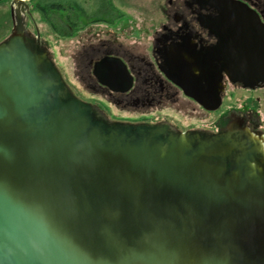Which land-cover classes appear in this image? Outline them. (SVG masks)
I'll return each mask as SVG.
<instances>
[{
    "label": "water",
    "instance_id": "obj_1",
    "mask_svg": "<svg viewBox=\"0 0 264 264\" xmlns=\"http://www.w3.org/2000/svg\"><path fill=\"white\" fill-rule=\"evenodd\" d=\"M0 42V264H264V137L110 121L76 97L10 0ZM207 61L173 50L167 79L206 111L218 85L264 86V23L240 0H204ZM209 62V61H208ZM93 76L125 92L119 59ZM123 83L121 87L114 84Z\"/></svg>",
    "mask_w": 264,
    "mask_h": 264
},
{
    "label": "rangeland",
    "instance_id": "obj_2",
    "mask_svg": "<svg viewBox=\"0 0 264 264\" xmlns=\"http://www.w3.org/2000/svg\"><path fill=\"white\" fill-rule=\"evenodd\" d=\"M25 1L31 13V18L26 17L27 31L35 36L37 29L43 46L72 93L82 101L106 107L110 120L168 119L181 130L196 127L216 132L218 121L223 120L230 111L238 113L246 106L255 111L260 120L259 129L264 132V91H244L230 85L223 95L221 106L210 112H204L198 104L180 97L177 103H166L164 108L154 107L127 114L120 113L105 98L85 86L82 77L88 58L102 51L126 52L151 61L155 34L170 22L176 7L184 0H111L110 6H106L105 0ZM251 1L264 8V0ZM53 3H61L65 11L58 12L48 6ZM10 5V0H0V42L9 36L12 28ZM39 5L46 7V10H39ZM79 8L85 13L84 17H79ZM107 10L111 14L100 17V13ZM96 14L99 17H94ZM59 16L64 25L73 22L77 26L75 31L59 34L48 22L49 19L55 23ZM90 48H94V52Z\"/></svg>",
    "mask_w": 264,
    "mask_h": 264
},
{
    "label": "flooded vegetation",
    "instance_id": "obj_3",
    "mask_svg": "<svg viewBox=\"0 0 264 264\" xmlns=\"http://www.w3.org/2000/svg\"><path fill=\"white\" fill-rule=\"evenodd\" d=\"M250 9H252L264 23L263 5L251 0H242ZM216 12L210 9L204 0H184L182 4L176 7V12L171 17L170 22L164 25L160 32L156 33L153 38V49L151 51V61L144 57L132 55L129 53L120 54L117 51H102L99 55L89 57L85 65V74L82 81L85 86L95 92L107 102L111 103L120 113L132 114L140 110H149L154 107L164 108L166 103H177L179 98H185L190 102L197 103L184 95L183 91L167 79L164 72L167 71L166 59L173 50H177L185 58L197 61H207L212 69H221V64L209 60V51L216 47L218 40L215 35L203 28L201 24L207 23L210 19H214ZM94 52V48L89 49ZM87 55V52H85ZM103 58L119 59L124 65L128 76L131 78L130 88L125 92L112 91L108 87L101 85L93 76L92 70L95 63ZM209 61V62H208ZM218 90L219 96L222 98L228 87L233 86L244 91H264V86L258 84L253 88L243 87L242 84H231L224 74L220 75ZM121 87L123 83L114 84ZM258 99V98H257ZM86 102V101H85ZM100 109L108 118L106 107H102L97 103H90ZM204 112H210L198 106ZM258 113V112H257ZM251 108L245 106L238 113L230 111L223 120L216 123L217 131L224 130L228 123L239 120L240 127L246 128L258 137H264V132L259 128V118ZM109 119V118H108ZM110 120V119H109ZM124 124H156L166 122L172 125L179 132L186 131H206L209 130L199 128H187L181 130L175 126L170 120L163 119L159 121H125L110 120ZM215 133V132H212Z\"/></svg>",
    "mask_w": 264,
    "mask_h": 264
},
{
    "label": "trees",
    "instance_id": "obj_4",
    "mask_svg": "<svg viewBox=\"0 0 264 264\" xmlns=\"http://www.w3.org/2000/svg\"><path fill=\"white\" fill-rule=\"evenodd\" d=\"M106 2H107V5L106 6H110V1L111 0H105ZM48 6H50V8H52V9H54L55 11H65V9H64V7H63V5L61 4V3H53V4H50V5H48ZM39 8V10H46V7H42V6H38ZM79 11H80V8H79ZM111 13H110V11L109 10H107V11H105V12H103V13H100V17H102V16H104L105 15V17L106 16H109ZM85 16V13L82 11H80V15H79V17H84ZM94 17H99V16H97V14L96 15H94ZM60 19V16L57 18V21H55V23L53 22V21H50L49 19H48V22H49V24L59 33V34H61V35H65L68 31H69V33H72L73 31H75V29H76V25L75 24H72L73 22H71L70 23V25L69 24H66V25H64L63 23H65V22H63V21H60L59 20ZM87 19V18H86ZM97 19V18H96Z\"/></svg>",
    "mask_w": 264,
    "mask_h": 264
}]
</instances>
